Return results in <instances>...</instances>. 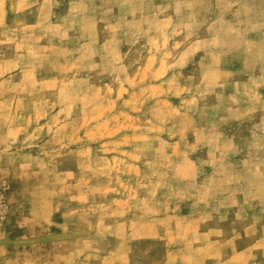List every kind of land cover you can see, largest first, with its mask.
<instances>
[{
  "label": "rangeland",
  "instance_id": "374dc122",
  "mask_svg": "<svg viewBox=\"0 0 264 264\" xmlns=\"http://www.w3.org/2000/svg\"><path fill=\"white\" fill-rule=\"evenodd\" d=\"M0 264H264V0H0Z\"/></svg>",
  "mask_w": 264,
  "mask_h": 264
}]
</instances>
